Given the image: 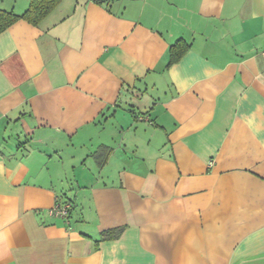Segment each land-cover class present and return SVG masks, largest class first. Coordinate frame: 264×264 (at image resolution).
<instances>
[{"label": "crops", "instance_id": "obj_1", "mask_svg": "<svg viewBox=\"0 0 264 264\" xmlns=\"http://www.w3.org/2000/svg\"><path fill=\"white\" fill-rule=\"evenodd\" d=\"M102 1L0 34V264H264V0Z\"/></svg>", "mask_w": 264, "mask_h": 264}, {"label": "trees", "instance_id": "obj_2", "mask_svg": "<svg viewBox=\"0 0 264 264\" xmlns=\"http://www.w3.org/2000/svg\"><path fill=\"white\" fill-rule=\"evenodd\" d=\"M61 1L62 0H31L28 10L23 15H17L14 12L0 10V34L19 20H25L35 26L40 25L43 20L59 6ZM94 1L97 3L104 2L102 0ZM189 48V44L182 40L172 45L170 48V64L178 62L189 50ZM122 231V229H116L114 231L106 232L103 237L104 239L117 238L122 233Z\"/></svg>", "mask_w": 264, "mask_h": 264}, {"label": "built area", "instance_id": "obj_3", "mask_svg": "<svg viewBox=\"0 0 264 264\" xmlns=\"http://www.w3.org/2000/svg\"><path fill=\"white\" fill-rule=\"evenodd\" d=\"M73 203L71 202H59L51 210L50 214L52 216L67 220L72 213Z\"/></svg>", "mask_w": 264, "mask_h": 264}]
</instances>
